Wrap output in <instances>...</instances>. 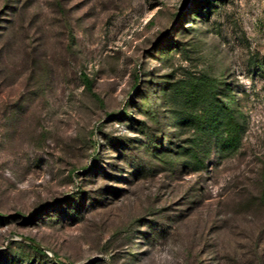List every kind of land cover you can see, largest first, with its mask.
Segmentation results:
<instances>
[{
    "label": "rangeland",
    "instance_id": "rangeland-1",
    "mask_svg": "<svg viewBox=\"0 0 264 264\" xmlns=\"http://www.w3.org/2000/svg\"><path fill=\"white\" fill-rule=\"evenodd\" d=\"M0 264H264V0H0Z\"/></svg>",
    "mask_w": 264,
    "mask_h": 264
}]
</instances>
